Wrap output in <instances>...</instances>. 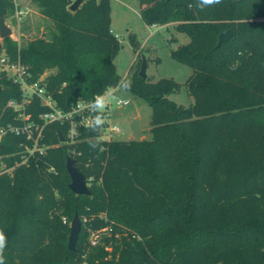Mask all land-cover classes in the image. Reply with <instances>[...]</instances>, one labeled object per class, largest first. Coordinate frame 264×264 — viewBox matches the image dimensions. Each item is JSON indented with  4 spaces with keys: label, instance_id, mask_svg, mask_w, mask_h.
Segmentation results:
<instances>
[{
    "label": "trees",
    "instance_id": "1",
    "mask_svg": "<svg viewBox=\"0 0 264 264\" xmlns=\"http://www.w3.org/2000/svg\"><path fill=\"white\" fill-rule=\"evenodd\" d=\"M33 1L50 26L23 44L0 40L8 63L25 68L27 81L40 82L65 110L115 89L121 45L111 0H84L75 12L71 0ZM139 2L148 26L174 25L189 36L172 56L193 69L185 87L194 103L171 99L181 90L173 79L141 78L136 49L131 93L152 108V140H102L104 127H82L69 142V126L51 122L39 142L44 152L23 164L32 141L7 134L0 144L12 168L0 176L6 264H79L88 235L71 251L63 220L76 214L109 234L84 264H264V0H222L204 10L196 0ZM14 11L15 0H0V21ZM228 30L233 37L218 47ZM12 99L23 101L22 88L1 69L0 128L22 124ZM48 110L37 96L25 108L39 124ZM69 157L91 196L70 190Z\"/></svg>",
    "mask_w": 264,
    "mask_h": 264
},
{
    "label": "rangeland",
    "instance_id": "2",
    "mask_svg": "<svg viewBox=\"0 0 264 264\" xmlns=\"http://www.w3.org/2000/svg\"><path fill=\"white\" fill-rule=\"evenodd\" d=\"M5 23L12 30L10 37L17 40L19 44L43 36L50 26L49 21L43 17L33 0H15V11L8 19H5ZM111 31L121 45L115 63L122 79L130 80L129 71L133 63L137 61L136 49H138L142 51L141 59L145 57L148 61L147 74L153 81L167 78L181 85V90L170 96L174 102L184 107H190L194 103V98L189 95L185 87L193 74V69L172 56L173 50L189 43L190 38L187 34L178 31L174 25L148 26L142 19L139 0H111ZM0 40H2L1 35ZM2 58H4V52H0V60ZM3 68H10V66L0 63V71ZM26 91L28 92L29 88ZM117 94L121 95L119 92ZM122 95L123 102L130 101L131 104H135L136 110L125 113L127 107L116 103L109 105L110 123L122 130L121 133L113 134V140H152V108L132 93ZM73 218L66 216L63 218L70 229ZM81 220L80 234L86 231L88 235H85L83 253L79 257V264H84L87 254L91 252L92 247H96L91 242L93 233L96 231L86 228V219L81 218ZM108 235V232H101L98 236L99 244H103L104 238Z\"/></svg>",
    "mask_w": 264,
    "mask_h": 264
},
{
    "label": "built area",
    "instance_id": "3",
    "mask_svg": "<svg viewBox=\"0 0 264 264\" xmlns=\"http://www.w3.org/2000/svg\"><path fill=\"white\" fill-rule=\"evenodd\" d=\"M1 64L8 65L10 68H3V70L11 77L14 78V82L20 84L22 88V93L24 96L23 101L19 102L18 100L12 99L8 102V107L17 113L16 119L22 122L21 125L13 126L9 125L7 127L0 128V144L4 137L9 134L25 135L29 140L32 141V146L26 147V155L23 156L22 163L28 161L27 155H32L36 152L43 153L44 148L39 146L40 140L43 138L44 128L47 123L59 122L61 124H67L69 126L67 138L69 142H73L78 134V129L82 127H87L88 122L91 120V114L84 110L86 103L79 102L74 105L69 110H65L59 107L56 101L53 99L45 87L41 85L40 82L29 83L26 79V69L18 66L11 65L8 63L7 59L4 57L0 60ZM29 88L27 92L26 89ZM116 91V89L110 90L108 93ZM37 96L43 105L48 106L49 110L40 116V119L43 121V124L36 123L32 120V116L27 114L25 111L26 105L32 101V98ZM130 101H125L119 103V106H129ZM110 109L107 110V118L104 124L102 140H113L114 133H121L117 126L110 123ZM27 157V158H26ZM12 168L7 167L4 159L0 157V176L10 173ZM89 183V182H88ZM101 232H108V229L98 230L93 233L92 245L97 246L100 242L99 234Z\"/></svg>",
    "mask_w": 264,
    "mask_h": 264
},
{
    "label": "water",
    "instance_id": "4",
    "mask_svg": "<svg viewBox=\"0 0 264 264\" xmlns=\"http://www.w3.org/2000/svg\"><path fill=\"white\" fill-rule=\"evenodd\" d=\"M83 1L84 0H75L69 9L72 12L77 11V9L80 7ZM11 34H12V30L6 25L5 20L1 19L0 21L1 38L4 39L10 37ZM232 37H233L232 30H228L227 32L220 34L217 46L219 47L222 44L228 42ZM147 70H148V61L145 57H143L141 71L139 73L141 78L146 79L148 77ZM135 110H136L135 105L132 103L129 106H127L125 113ZM60 136H61L60 141L64 142L65 139L63 138L62 135ZM1 147L2 146H0V148ZM66 170L71 178V183L69 184L70 190L76 195L91 196L92 191L89 188L88 179L86 178L85 174L79 169V167L76 165V160L74 158L69 157L67 159ZM81 230H82V220L80 216L76 214L72 221L69 243H68L69 249L73 252L77 251V243Z\"/></svg>",
    "mask_w": 264,
    "mask_h": 264
},
{
    "label": "clouds",
    "instance_id": "5",
    "mask_svg": "<svg viewBox=\"0 0 264 264\" xmlns=\"http://www.w3.org/2000/svg\"><path fill=\"white\" fill-rule=\"evenodd\" d=\"M222 3V0H196V6L200 10L206 8L214 7ZM116 91L110 93L98 94L91 101L86 102L84 110L91 114V120L88 122L87 127L90 131L99 133L106 122L107 110L110 104L112 103H122L124 93H131L132 90V81L128 79H121L115 85ZM117 92L121 93L118 95ZM89 147L97 152H103L104 149L99 143H90ZM8 239L3 230L0 228V264H6L4 251L7 247Z\"/></svg>",
    "mask_w": 264,
    "mask_h": 264
},
{
    "label": "crops",
    "instance_id": "6",
    "mask_svg": "<svg viewBox=\"0 0 264 264\" xmlns=\"http://www.w3.org/2000/svg\"><path fill=\"white\" fill-rule=\"evenodd\" d=\"M135 105V104H134ZM135 108H136V105H135Z\"/></svg>",
    "mask_w": 264,
    "mask_h": 264
}]
</instances>
